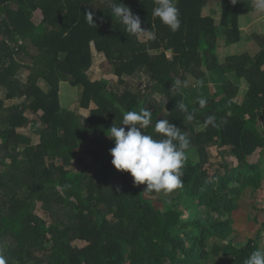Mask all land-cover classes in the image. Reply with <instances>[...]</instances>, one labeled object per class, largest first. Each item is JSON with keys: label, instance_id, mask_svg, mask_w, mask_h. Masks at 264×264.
Instances as JSON below:
<instances>
[{"label": "trees", "instance_id": "trees-1", "mask_svg": "<svg viewBox=\"0 0 264 264\" xmlns=\"http://www.w3.org/2000/svg\"><path fill=\"white\" fill-rule=\"evenodd\" d=\"M122 2L155 40L127 35L110 15L111 0H0V253L8 264H244L264 249L257 202L245 200L264 185V35H257L254 54L224 62L217 40H243L240 20L255 11L254 0H178L176 32L151 16L154 0ZM86 11L95 12L96 27ZM94 48L117 82L92 80ZM131 78L151 84L135 88ZM64 85L80 94L81 108H96L88 116L66 108ZM143 108L152 111L145 131L157 135L156 120L167 119L190 140L183 187L171 198L144 191L146 184L134 185L129 172L111 163L115 145L106 132L125 111ZM185 109L194 112L192 121L184 119ZM27 111L46 129L35 138ZM213 146L237 164L225 160L211 174L201 170L189 153L206 164ZM259 148L262 156L251 161ZM39 202L48 219L37 213ZM238 214L259 226L244 246L236 238ZM76 239L87 245L75 246Z\"/></svg>", "mask_w": 264, "mask_h": 264}, {"label": "clouds", "instance_id": "clouds-1", "mask_svg": "<svg viewBox=\"0 0 264 264\" xmlns=\"http://www.w3.org/2000/svg\"><path fill=\"white\" fill-rule=\"evenodd\" d=\"M233 5L238 0H231ZM178 0H154L151 16L160 19L161 23L168 26L172 32L180 29V10ZM111 17L123 25L127 35L139 37L147 35L156 39V33L150 28H142V21L122 0H111L109 5ZM253 7L257 12L264 13V0H254ZM87 23L96 27L95 12H85ZM181 80L175 81V86L181 85ZM199 105L205 106L206 100L198 98ZM187 121L194 119V112L187 113ZM215 116L207 117L208 124H214ZM121 125L128 126L127 130ZM152 125V111L143 108L139 111L128 110L123 113L119 125L113 124L106 132L109 138L114 139V147L109 152L112 156L111 163L117 170L126 171L133 177L134 185L146 184L144 191L171 193L183 187L184 167L187 161L186 150L190 146L187 135L172 121L157 119L152 135L145 131ZM141 130H144L143 133ZM241 246H244L243 243ZM0 264H8L7 257L0 253ZM244 264H264V249L257 248L244 260Z\"/></svg>", "mask_w": 264, "mask_h": 264}, {"label": "rangeland", "instance_id": "rangeland-1", "mask_svg": "<svg viewBox=\"0 0 264 264\" xmlns=\"http://www.w3.org/2000/svg\"><path fill=\"white\" fill-rule=\"evenodd\" d=\"M214 9H218L217 6H214ZM210 12V8L207 7L206 13ZM220 14L218 12L217 17L219 18ZM35 21L38 22L41 19V12L37 11L35 13L34 17ZM240 27L243 30V40L239 43H234L231 45H226L224 39L219 38L217 40V55L221 62H224L225 59L231 55L235 54H254L259 49V40H257V35L261 34L264 35V13L257 12L256 10L252 13L244 15L240 20ZM146 36H142L141 38L144 40ZM94 51V63L93 66L89 72L92 80H99L101 78H105L108 80H111L113 82L118 81V77L114 73L113 66L108 62L107 58L97 53L95 48ZM31 63V62H29ZM204 68L201 66V69ZM30 70H22L20 77L23 81L27 80V77L30 74ZM211 75H208L207 77L208 84L213 86L215 83L210 78ZM129 86H133L135 88L140 87L144 89L147 86H150V82L146 78L145 80L138 79V78H131L128 79ZM188 84L194 85V79L189 78ZM63 94H62V103L66 106V108L80 112L84 114L85 116H88L90 109L96 108V105L94 103H91L90 109H84L80 106V94H76L75 89L66 88V85L63 86ZM4 91L0 90V95L3 96ZM21 100H11L7 101L6 105L11 106L17 103H20ZM26 116L29 117L32 121L31 124L28 127V131L33 135L35 138V134L40 131H46L45 126L41 123V120L38 115L33 116L29 111L26 112ZM260 148L256 151V153L251 157V161L256 162L260 155ZM209 152V162L206 164L200 163L199 155L198 153L193 150L190 151L189 155L193 159L194 164L199 165L200 169L211 174L214 170H216L218 167L222 166L225 162V160L232 161L234 164H237V160L232 157L225 155L220 148L217 146L210 147L208 149ZM79 157H83L85 159V162L92 163V158L90 154H87L85 152L78 153ZM76 170H79L81 168L80 165H77L74 163V166ZM157 196L162 198H171L169 193L160 192L157 193ZM245 200L247 201H256L259 209V216H260V222L264 221V185L262 188H260L256 195L252 198L250 195L245 196ZM42 204L39 202L37 205V213L42 216L45 219H48L46 212L41 208ZM236 221H235V229H236V238L240 244L243 243V245H246L248 240L250 238H255L257 231L259 229V226L251 225L243 220V218L240 216V214L236 215ZM261 242L264 245V237H261ZM73 244L78 247H84L87 245L86 242L81 241L79 239H76L73 241Z\"/></svg>", "mask_w": 264, "mask_h": 264}]
</instances>
